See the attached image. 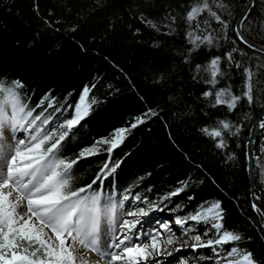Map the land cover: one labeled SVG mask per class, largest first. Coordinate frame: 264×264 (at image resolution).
<instances>
[{
    "label": "trees",
    "instance_id": "16d2710c",
    "mask_svg": "<svg viewBox=\"0 0 264 264\" xmlns=\"http://www.w3.org/2000/svg\"><path fill=\"white\" fill-rule=\"evenodd\" d=\"M238 2L246 4V0ZM183 3L184 0H0V76L22 79L23 92L32 105L49 91L61 103L66 98L67 103L74 104L83 86L99 77L103 87L93 90L99 103L72 130L60 156L75 158L82 148L101 137H110L114 129L125 127L128 131L111 154L101 145L96 155L78 160L73 166V186L91 183L99 174L100 179L92 187L103 190L106 197L112 196L114 190L119 199L140 190L148 201L158 204L166 193L187 182L182 192L164 200L173 210L165 214L166 219L194 213L200 205L220 200L225 210L224 227L239 232L244 237L240 247L264 260V217L251 207L245 150L251 125L264 110V54L245 48L248 55L243 61L252 66L255 74L253 104L249 107L242 101L235 112L225 108L210 111L198 98L206 86L193 81L188 71L179 66V57L172 55L189 46L183 26L165 35L162 33L167 32L166 28L158 33L138 19L143 12L159 21L179 13ZM34 5L39 6V14ZM241 12L242 8L235 10L233 26ZM50 13L64 21H78V31L46 28L41 17ZM113 13L119 15V21H115ZM110 22H115L114 29L108 27ZM135 27L141 28L139 34L134 32ZM245 32L264 44L259 21L250 30L245 21ZM76 41L88 51L82 52ZM154 41L161 47H154ZM220 43L219 49L193 52L194 63L221 55L228 44ZM236 59L241 57L236 55ZM230 72L231 78L221 80L217 87L231 85L239 94L243 72L237 68ZM161 73L166 75V82L156 83ZM149 108L157 115L149 114L142 124L130 127ZM245 113L249 115L247 120L243 118ZM70 115L71 109L55 114L61 119ZM225 116L243 124V128L238 136L229 139L228 148L221 150L200 130L204 124ZM263 136L264 131L260 141ZM106 162L119 166L105 176L100 169ZM255 172L257 195L264 202V178L259 165Z\"/></svg>",
    "mask_w": 264,
    "mask_h": 264
},
{
    "label": "snow or ice",
    "instance_id": "6c2138e0",
    "mask_svg": "<svg viewBox=\"0 0 264 264\" xmlns=\"http://www.w3.org/2000/svg\"><path fill=\"white\" fill-rule=\"evenodd\" d=\"M34 8L39 14V6L34 5ZM241 8L240 20L233 26L235 10ZM181 9L179 13L168 14L159 21L146 17L143 12L138 19L158 33L162 27L166 28L167 32L162 33L165 35L183 26V35L189 46L172 55L179 57V66L188 71L193 81L206 86L202 87L198 98H202V103L210 111L225 108L228 112H235L242 101L250 107L254 102L255 74L243 58L248 55L245 48L254 49L256 44L245 35V21H248L249 30L253 23L259 21V28L264 32V0H246L243 6L238 0H184ZM113 15L115 21L120 20L117 13ZM41 19L46 28L57 32L67 30L75 33L80 26L78 21H64L51 13ZM115 26V22L108 25L110 29ZM133 30L137 34L141 32L140 27ZM221 41L228 44L221 55H213L204 63H194L193 52L201 48L219 49ZM76 44L82 52L88 51L80 41ZM153 46L161 47L156 41ZM236 55L241 60H237ZM232 68L243 72L239 94L233 91L231 85L217 87L221 80L231 78ZM164 82L166 75L161 73L156 83ZM98 86L103 87L99 77L95 78V82L85 84L74 104L67 103L66 98L61 103L49 91L32 105L23 92L25 84L22 79L0 76V264H100V261L82 260L80 248L95 252L105 258L107 264H160L165 256H172L167 248L176 245L174 251L181 250L188 238L189 221L205 225L204 235L196 234L191 248L210 249L215 253L217 264H264V260L258 259L252 251L240 247L239 242L244 237L239 232L224 227L225 210L220 200L208 202L207 206L200 205L194 213L176 216L174 220L163 223L161 227L167 232L166 236L165 232L155 229L156 234L151 235L148 242L126 243L130 236L123 233H132L141 218L149 211L159 209L160 205L143 197L147 209L137 207L127 213L130 218L118 220L121 204L111 196L104 198L102 192L92 187L100 175L91 183L74 187L73 166L81 158L99 153L101 145L106 146L103 150L111 154L123 143L128 129H114L111 138L101 137L82 148L75 158L60 156L72 130L81 125L93 106L99 103L93 94ZM69 109L70 117L61 119V116H55ZM149 114L157 115L149 108L136 117L130 127L142 124L150 118ZM243 118L247 120L248 113ZM258 127L264 130V118L259 120ZM242 128L243 124L225 116L204 124L200 131L215 148L223 150L228 148L229 139L238 136ZM118 166V163L106 162L100 172L106 176L115 172ZM185 187L187 182L166 193L161 200L176 196ZM135 199L141 200V197L136 195ZM251 207L264 217V204L253 201ZM170 224L177 226L175 231ZM117 231L121 232L120 237H116ZM210 231L214 233L213 237L205 239ZM225 245L228 247L225 248ZM167 264L187 262L177 256L168 260Z\"/></svg>",
    "mask_w": 264,
    "mask_h": 264
},
{
    "label": "rangeland",
    "instance_id": "374dc122",
    "mask_svg": "<svg viewBox=\"0 0 264 264\" xmlns=\"http://www.w3.org/2000/svg\"><path fill=\"white\" fill-rule=\"evenodd\" d=\"M263 131H262V133H263ZM113 135H114V133L108 138H111ZM262 138H263V140L260 143V150H259V147L257 148L259 158L257 159L256 165H259V168H260L261 173H262V177L264 178V136ZM136 195H139L141 197V200H136L135 199ZM143 197L144 196H142V192L140 190H135L133 192V194H131L127 197V199L121 200L119 202V203H121V207L119 209V214L117 216V219L120 220L121 218H124V219L130 218L127 216V213L130 211H134L137 207H143V208L147 209V203L143 200ZM158 204L160 205V208L151 210V211H149L147 216L142 217L140 224L137 225L136 229H133L132 233H123L124 235L130 236V240L126 243L148 242L150 240V236L153 234H156L154 231L155 229H159V231L165 232V230L161 227V225L163 223H166L165 222V220H166L165 214H170L173 212V210H171V204L169 202H166L163 200L162 202H159ZM176 209L178 210V208H176ZM170 227L173 229V231H175L177 226L174 224H170ZM204 233H205V225H203L202 223L189 221L188 238L186 239L181 250L179 252L174 251V248L176 247V245H173L172 247L167 248L168 252H172V256L171 257L165 256V259L162 261L167 262L171 258L179 256L180 259L182 261H186L187 264H191L192 262L194 264H217V261L215 259V253H213L210 249H208V248H198V249L191 248V244L195 242L193 237L196 234L204 235ZM115 235L117 237H120L121 232L117 231L115 233ZM166 235H167V232H165V236ZM177 235H180V234L177 233ZM213 235H214V233L210 231L205 236V239L211 238V237H213ZM113 250L115 251L117 249H111V251H113ZM90 256H91L90 257L91 259H85V258H81V259L84 260L85 262H87V261H91V260L93 261V258H95V260L98 259L97 261L100 260L101 262H104V258L101 259L102 257L97 255L95 252H93L92 255H90Z\"/></svg>",
    "mask_w": 264,
    "mask_h": 264
},
{
    "label": "water",
    "instance_id": "95a60500",
    "mask_svg": "<svg viewBox=\"0 0 264 264\" xmlns=\"http://www.w3.org/2000/svg\"><path fill=\"white\" fill-rule=\"evenodd\" d=\"M242 13V12H241ZM241 14L239 15L237 21L240 20ZM236 21V23H237ZM235 23V24H236ZM245 35L248 37L250 41L256 44V48L253 50L258 51L262 54H264V44L259 43L255 40H253L251 37H249L246 32ZM264 118V110L255 118L251 130H250V135L249 139L246 143V164H247V173H248V178H249V186H250V199H251V204L253 201H255L258 204H264L263 200L261 199L260 196L257 195V189H256V173H255V167H256V162L257 159L259 158V154L257 152V148L259 147L260 150V136L262 134V129L258 127V122L260 119ZM256 197H260L259 200L256 199Z\"/></svg>",
    "mask_w": 264,
    "mask_h": 264
},
{
    "label": "bare ground",
    "instance_id": "6f19581e",
    "mask_svg": "<svg viewBox=\"0 0 264 264\" xmlns=\"http://www.w3.org/2000/svg\"><path fill=\"white\" fill-rule=\"evenodd\" d=\"M241 14V13H240ZM239 14V15H240ZM239 17V16H238ZM238 17H237V19H238ZM237 19H236V21H237ZM236 21H235V23H236ZM254 122V121H253ZM253 124V123H252ZM252 126V125H251ZM251 130V129H250ZM117 237V236H116ZM114 251V250H113ZM115 251H118V249L117 250H115ZM93 253V252H92ZM92 253L91 252H89L87 249H84V248H80V250H79V254H80V257L81 258H85V259H91L90 257V255H92ZM95 255V254H94ZM94 257V256H93ZM92 257V258H93ZM173 258H175V257H173ZM173 258H171V259H173ZM101 259H103V257L101 258ZM170 259V260H171ZM98 260V259H97ZM97 260H95V258H93V261L92 262H95V261H97ZM100 261V260H99ZM107 260L104 258V262H101L100 261V264H107V262H106ZM160 264H167V262H163V261H161L160 262ZM191 264H194L193 262L191 263Z\"/></svg>",
    "mask_w": 264,
    "mask_h": 264
}]
</instances>
